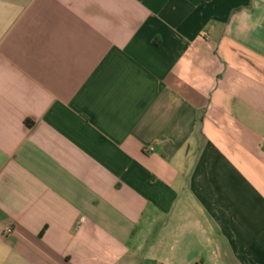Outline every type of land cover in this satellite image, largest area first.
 Masks as SVG:
<instances>
[{
    "label": "crops",
    "instance_id": "obj_1",
    "mask_svg": "<svg viewBox=\"0 0 264 264\" xmlns=\"http://www.w3.org/2000/svg\"><path fill=\"white\" fill-rule=\"evenodd\" d=\"M0 264H264V0H0Z\"/></svg>",
    "mask_w": 264,
    "mask_h": 264
},
{
    "label": "built area",
    "instance_id": "obj_2",
    "mask_svg": "<svg viewBox=\"0 0 264 264\" xmlns=\"http://www.w3.org/2000/svg\"><path fill=\"white\" fill-rule=\"evenodd\" d=\"M10 233H11V231H10L9 229H7V230H5V231L3 232V235H4V236H8Z\"/></svg>",
    "mask_w": 264,
    "mask_h": 264
}]
</instances>
